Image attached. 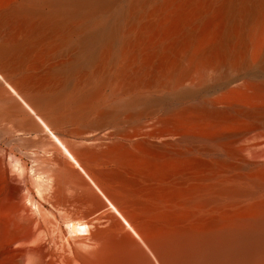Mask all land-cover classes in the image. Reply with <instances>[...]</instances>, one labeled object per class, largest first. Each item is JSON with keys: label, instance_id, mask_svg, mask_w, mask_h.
<instances>
[{"label": "bare ground", "instance_id": "6f19581e", "mask_svg": "<svg viewBox=\"0 0 264 264\" xmlns=\"http://www.w3.org/2000/svg\"><path fill=\"white\" fill-rule=\"evenodd\" d=\"M4 132L0 264H264V0H0Z\"/></svg>", "mask_w": 264, "mask_h": 264}, {"label": "rangeland", "instance_id": "374dc122", "mask_svg": "<svg viewBox=\"0 0 264 264\" xmlns=\"http://www.w3.org/2000/svg\"><path fill=\"white\" fill-rule=\"evenodd\" d=\"M105 129H99V130H88L87 132H85L84 134H80L76 137V140H80V141H87L89 139H92L94 137H98L101 136L105 133ZM93 132V133H92ZM19 136V137H18ZM27 135H24L22 133H15L14 134H10L8 132H4V134H0V153L1 154H6L7 158L11 156L19 159L20 161H22L23 163H25V165L30 168L33 165V160L26 155L25 153H23V151H27V150H32L35 149L36 146L38 145L33 139H28ZM24 149V150H23ZM23 150V151H22ZM49 163V160H41L40 161V170H46L47 169V164ZM116 166L113 164H107L105 165V168H115ZM53 169H55V171L58 170V168L54 165ZM30 183V177L27 173H24V175L21 178V183L19 185H21L23 192L26 193V188H28L29 186L27 184ZM67 191H69V189H67ZM46 207L49 210L54 211V208L49 205L46 204ZM53 217L51 215L47 216V220H52Z\"/></svg>", "mask_w": 264, "mask_h": 264}]
</instances>
